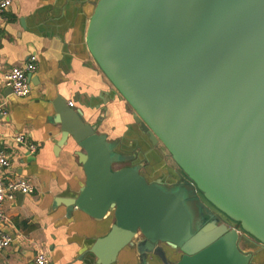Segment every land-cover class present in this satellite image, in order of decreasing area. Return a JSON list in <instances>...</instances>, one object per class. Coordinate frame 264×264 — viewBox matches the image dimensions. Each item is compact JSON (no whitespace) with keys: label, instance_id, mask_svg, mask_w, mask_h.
<instances>
[{"label":"water","instance_id":"water-1","mask_svg":"<svg viewBox=\"0 0 264 264\" xmlns=\"http://www.w3.org/2000/svg\"><path fill=\"white\" fill-rule=\"evenodd\" d=\"M86 43L131 107L143 150L122 152L82 109L54 102L57 150L74 142L86 174L57 202L115 218L87 250L96 263L116 264L130 246L141 264H255L241 240L264 249V0H98ZM161 148L183 182L142 173Z\"/></svg>","mask_w":264,"mask_h":264},{"label":"crops","instance_id":"crops-1","mask_svg":"<svg viewBox=\"0 0 264 264\" xmlns=\"http://www.w3.org/2000/svg\"><path fill=\"white\" fill-rule=\"evenodd\" d=\"M97 1L11 0L0 14V105L6 110L0 119V146L10 159L6 176L24 178L36 187L22 199L17 194L5 203L16 239L0 252V264H35L39 249L49 254L52 264H97L87 250L115 222L113 214L99 221L77 208L68 212L57 202L76 195L86 182L76 154L80 148L70 142L57 150L61 129L52 121L57 98L82 109L88 123H98L99 133L122 142L123 147L138 149L142 136L132 109L88 49L89 19ZM32 54L38 58L32 91L26 97L16 96L1 77L15 66H23ZM18 136L23 137L22 142ZM32 144L37 147L33 153ZM162 158L150 154V180L167 172ZM168 177V182L176 181L173 175ZM168 254L170 259L174 257ZM149 262L162 264L156 256ZM254 263L264 264V255L257 256ZM116 264H141L135 247L123 249Z\"/></svg>","mask_w":264,"mask_h":264},{"label":"built area","instance_id":"built-area-1","mask_svg":"<svg viewBox=\"0 0 264 264\" xmlns=\"http://www.w3.org/2000/svg\"><path fill=\"white\" fill-rule=\"evenodd\" d=\"M11 0H0V14H2ZM38 58L32 54L23 66H15L2 75V81L7 88H11V93L26 97L32 91L31 75L37 70ZM73 106V103H70ZM6 114L4 105H0V119ZM19 142L23 141L22 136H18ZM30 151H36V145H30ZM10 166V159L7 152L0 146V252L9 247L16 239L15 234L10 230V218L5 211V203L12 200L18 193L31 194L36 187L24 178H8L6 171ZM35 264H52L49 254L41 249L35 254Z\"/></svg>","mask_w":264,"mask_h":264},{"label":"rangeland","instance_id":"rangeland-1","mask_svg":"<svg viewBox=\"0 0 264 264\" xmlns=\"http://www.w3.org/2000/svg\"><path fill=\"white\" fill-rule=\"evenodd\" d=\"M129 108L131 109V107L129 106ZM123 149L124 150H122L123 152H126V153H131L132 151H129V149H131V147H129V146H124L123 147ZM137 150V149H136ZM133 151H135V149L133 150ZM136 153H133V154H131V155H129V156H131V158H133V157H135L136 155H135ZM139 157L141 158V155H139ZM139 158V160H141ZM163 165H164V169L167 171V172H165V173H163V175L161 174L160 176H164V175H166V178L168 177V175L169 176H172V175H174V169H177V166H176V164L174 163V161H173V159H172V157H171V155L168 153V152H166V154L163 156ZM130 160V159H129ZM143 162V161H142ZM131 164V162H122V163H117V164H115L114 165V168L115 169H118V168H122V167H124V166H127V165H130ZM152 163L151 162H149L148 161V163H146L144 166H142V173L143 174H145L147 177L146 178H148V179H150V174H148L149 173V169H152ZM171 169V170H170ZM164 170V171H165ZM168 171L170 172V173H168ZM168 175H167V174ZM168 179H169V177H168ZM190 207H191V205H190ZM193 208V207H192ZM194 212H196V210L194 211ZM219 222L220 223H228L227 222V220H226V218H224L221 214H220V218H219ZM228 224H230V226H234L235 224L234 223H232V222H229ZM249 240H251V241H253V242H257L258 243V241L257 240H255L254 238H252V236H250V235H248V234H245L244 233V235H243V237H242V240H241V247L243 248V249H253V250H255L256 252L258 251V254L257 255H259V256H261V255H264L263 253H264V250H261V249H259L258 247H257V245H256V243L254 244L253 242L252 243H250V241ZM256 245V246H255ZM260 252V253H259ZM162 264H166V263H163L162 262Z\"/></svg>","mask_w":264,"mask_h":264},{"label":"flooded vegetation","instance_id":"flooded-vegetation-1","mask_svg":"<svg viewBox=\"0 0 264 264\" xmlns=\"http://www.w3.org/2000/svg\"><path fill=\"white\" fill-rule=\"evenodd\" d=\"M137 144H138V142H137ZM140 145L141 144H138V149H137V152L139 153L140 151L142 152L143 150L141 149V147H140ZM134 149V147H131V149H129V151H133V149ZM122 149H123V147H122ZM124 150V149H123ZM160 151H162L163 152V154H162V157L165 155V153H164V149L163 148H161L160 149ZM123 152V151H122ZM132 153V152H131ZM145 153L146 152H144L143 153V155H145ZM144 157V156H143ZM142 157V158H143ZM145 161V160H144ZM131 163H133V160L132 161H130ZM141 165H143V162L141 163ZM171 170V169H170ZM168 173H170L169 171H168ZM145 175V174H144ZM146 176V175H145ZM175 178H176V181H175V183H181V182H183L185 179H184V176L182 175V173H181V171H180V169H174V175H173ZM147 177V176H146ZM148 179V178H147ZM157 179V178H156ZM155 179V180H156ZM149 181H154V180H150V179H148ZM172 183V182H171ZM215 213H217L218 215H219V217H220V213H218V212H215ZM222 215V214H221ZM223 217H224V215H222ZM225 218V217H224ZM227 220V222L229 223V222H232V223H234L233 221H231L230 219H226ZM235 225H236V223H234ZM230 225V224H229ZM253 238V237H252ZM255 239V238H254ZM250 241V243H252L253 241H251V240H249ZM254 244L256 243V245H257V247L259 246L258 245V243L257 242H253ZM255 245V246H256ZM264 250V249H263ZM260 253V252H259ZM259 256V255H258Z\"/></svg>","mask_w":264,"mask_h":264}]
</instances>
